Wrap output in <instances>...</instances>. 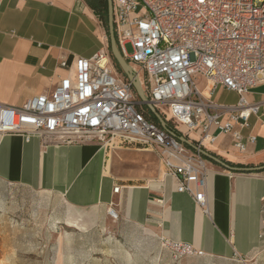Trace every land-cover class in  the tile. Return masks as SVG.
<instances>
[{
    "label": "built area",
    "instance_id": "obj_1",
    "mask_svg": "<svg viewBox=\"0 0 264 264\" xmlns=\"http://www.w3.org/2000/svg\"><path fill=\"white\" fill-rule=\"evenodd\" d=\"M113 7L119 50L163 118L177 131L182 126L189 134L199 132V147L216 139L215 128L245 151L235 124L242 121L240 126L248 127L261 109L247 95L264 84V0H113ZM198 76L206 79L211 95L223 88L238 94V103L225 106L204 97ZM144 106L109 53L100 51L79 58L74 77L62 79L50 96L33 97L20 107L0 105V135L18 134L26 141L35 135L45 144L106 148L120 141L149 148L165 175L176 179L178 192L191 195L208 214L207 159L172 129L148 119ZM121 189L115 187L114 193ZM107 214L113 220L120 217L115 205ZM161 242L175 259L205 256L189 243Z\"/></svg>",
    "mask_w": 264,
    "mask_h": 264
},
{
    "label": "crops",
    "instance_id": "obj_2",
    "mask_svg": "<svg viewBox=\"0 0 264 264\" xmlns=\"http://www.w3.org/2000/svg\"><path fill=\"white\" fill-rule=\"evenodd\" d=\"M109 45L103 23L85 0H0V105L20 107L33 97L50 96L62 79L74 77L79 58L100 51L111 57ZM196 84L217 104L235 106L239 101L238 94L223 88L211 95L201 76ZM247 99L261 109L248 127L240 126L242 121L235 124L245 151L215 128L216 139L200 147L223 163L203 156L209 163L208 214L191 195L178 192L176 179L165 175L157 153L149 148L138 150L157 155L161 177L129 185L115 175L108 148L97 143L45 144L35 135L29 141L18 134L0 135V180L59 194L79 209L107 213L115 205L125 220L160 239L192 244L204 258L251 260L264 248V84ZM177 128L199 147V132ZM117 186L120 194L114 193Z\"/></svg>",
    "mask_w": 264,
    "mask_h": 264
},
{
    "label": "rangeland",
    "instance_id": "obj_3",
    "mask_svg": "<svg viewBox=\"0 0 264 264\" xmlns=\"http://www.w3.org/2000/svg\"><path fill=\"white\" fill-rule=\"evenodd\" d=\"M107 148L121 183L149 184L161 177L155 153L120 141ZM0 264H264V248L246 261L175 259L157 235L122 216L113 220L106 210L79 209L59 194L0 180Z\"/></svg>",
    "mask_w": 264,
    "mask_h": 264
},
{
    "label": "water",
    "instance_id": "obj_4",
    "mask_svg": "<svg viewBox=\"0 0 264 264\" xmlns=\"http://www.w3.org/2000/svg\"><path fill=\"white\" fill-rule=\"evenodd\" d=\"M107 2H108V29H109V42H110L111 54L115 59V61L118 63L124 75L126 76V79L132 83V86L140 101L149 108V110L152 112L153 115H155V117L159 120L160 125L163 128L168 129L169 128L168 122L163 118V116L160 114L158 109L151 102L148 101V99L145 96L139 77L134 73L132 67L127 63V61L125 60V58L123 57V55L119 50L116 32H115L113 0H107ZM179 140L184 144H186L187 146L194 149L195 151L201 153L204 157L212 159L220 164H223L219 159L209 154L204 149L195 146L187 138L179 137Z\"/></svg>",
    "mask_w": 264,
    "mask_h": 264
},
{
    "label": "trees",
    "instance_id": "obj_5",
    "mask_svg": "<svg viewBox=\"0 0 264 264\" xmlns=\"http://www.w3.org/2000/svg\"><path fill=\"white\" fill-rule=\"evenodd\" d=\"M85 1L93 9V11L95 12V14L99 17V19L103 23V25H104L107 33H108V36H109V29H108V2H107V0H85ZM109 50L111 52L110 45H109ZM111 58H112L113 64L116 67V69L119 71V73L123 74V76L126 78V76L124 75V73L120 69L118 63L113 58L112 54H111ZM143 113L145 114V116L148 119H151L152 121H154V122H156L157 124L160 125L159 120L155 117V115L152 114V112L149 110L148 107L145 106V111H143ZM167 122H168V127L175 132V134L177 135V137L178 138L181 137L182 136V133H180L179 131L175 130L174 129V126L172 125L171 122H169V121H167ZM129 144L131 146H135V147L142 148V146H140V145H137L136 146V144H131V143H129Z\"/></svg>",
    "mask_w": 264,
    "mask_h": 264
},
{
    "label": "bare ground",
    "instance_id": "obj_6",
    "mask_svg": "<svg viewBox=\"0 0 264 264\" xmlns=\"http://www.w3.org/2000/svg\"><path fill=\"white\" fill-rule=\"evenodd\" d=\"M69 222H70V223H73V224H79L77 221H72V220H70Z\"/></svg>",
    "mask_w": 264,
    "mask_h": 264
}]
</instances>
